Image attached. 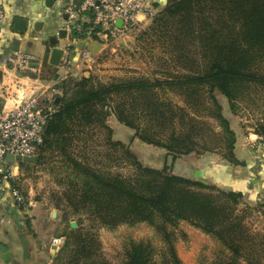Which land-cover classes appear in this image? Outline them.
Segmentation results:
<instances>
[{"label": "trees", "instance_id": "trees-1", "mask_svg": "<svg viewBox=\"0 0 264 264\" xmlns=\"http://www.w3.org/2000/svg\"><path fill=\"white\" fill-rule=\"evenodd\" d=\"M89 17L83 27L98 30ZM128 36L134 38L133 50L127 43L119 46L131 57L137 52L156 61L152 75L100 82L89 74L58 82L63 94L51 101L54 111L44 125L36 162L18 163L20 169L48 167L59 187L55 207L65 219L78 220L75 227L68 221L62 231L53 264H109L99 252L96 226L141 222L160 235L159 259L150 242L130 239L122 264H183L175 246L181 221L220 243L210 264H264V234L246 222L253 209L264 217V200L250 206L244 184L230 177L228 164L245 161L235 154V131L214 95L218 91L234 111L251 90H264V0H168ZM168 91L181 95L195 114L206 109V117L219 126L211 128L215 145L199 143L200 119L166 100ZM201 91L208 95L205 101ZM110 115L172 159L218 149L223 161L208 164L204 178L173 173L167 163L144 165L128 145L112 138ZM140 119L147 125L141 127ZM252 127L264 135V113ZM95 130L104 132L109 166L100 165L98 150L90 149Z\"/></svg>", "mask_w": 264, "mask_h": 264}, {"label": "rangeland", "instance_id": "rangeland-1", "mask_svg": "<svg viewBox=\"0 0 264 264\" xmlns=\"http://www.w3.org/2000/svg\"><path fill=\"white\" fill-rule=\"evenodd\" d=\"M146 23L147 21L142 23V25ZM125 41L129 46V50H133L132 45L134 38L132 36H127ZM40 47L41 48L37 56L42 62H44V64H46L47 52L44 51L43 45H40ZM95 66L96 64L94 67ZM156 66L157 62L151 60V57L148 55L140 57V55L136 52L131 57L127 51H122L118 53L117 59L115 58L113 63H109L108 67L98 68L96 66V68H94L92 66L91 69H88V71L95 77L96 80L100 82H107L115 78H124L138 75L151 76L152 70ZM81 75L82 74L80 73V76ZM30 83L31 82H29V84ZM214 95L222 106V113L226 118L229 119L231 127L241 140L242 137L247 134V128H253V124H255L264 113V90L262 89L251 90L249 94H247L245 98L237 104L234 111L231 110L227 99L223 95H221L218 91H214ZM207 96L208 95L204 91H201L202 101H205ZM163 97L170 101L172 105L179 108L184 107L186 110H189L190 115H195L197 116V119H200L197 120L199 121L198 126L200 128V137H198L200 144L215 145L218 142L216 137H214L215 139L213 138V134H211V128L218 130L219 126L215 120L206 117V109H204L203 106L200 107L199 110L197 109V113L195 114L191 109L186 108L188 106L181 95H177L168 91L167 93L163 94ZM202 120L207 122L206 124L208 125L202 123ZM107 123L112 129V138L114 140H120L128 145L130 150L137 156V158L147 166L161 168L164 163H167L171 166L173 173L191 175L192 170L195 168L201 169L200 171H203V166H205V164L222 160L218 149L213 151H204L202 153L183 154L172 159L171 156L165 153L164 149L141 141L135 135L134 129L119 123L113 115L108 117ZM147 123L148 122H146L144 119H140L139 121L141 127H144L147 125ZM176 127L178 128V125H176ZM94 134L92 147H90V149L94 148V150H98L99 157L96 155L94 156H96V160H100V165L104 164L109 166V157L105 155L106 146L104 142V132L102 130H95ZM88 153L90 156L94 154L93 153L91 155L90 150ZM18 163L19 162H17V164ZM115 165L116 163L113 167L117 168ZM234 169L235 168H233L231 171L233 172L234 176L243 174L241 171L237 172ZM128 170V168H124L122 172L128 173ZM206 174L210 176L208 170L206 171ZM18 179L21 191L27 199V202L32 203L33 206L35 203H37L40 205L43 204V206H46L47 208L58 210L54 204V194L58 192L59 187H57L53 174L49 172L48 167L42 165L34 166L28 169H20L19 167ZM207 180V182H212L210 178ZM218 186L220 188H224L221 185ZM0 199H7L9 203H13L11 197L7 196L6 194L1 196ZM249 205L254 206L255 203L253 204L250 202ZM8 207H11V205ZM59 211L62 215V220L60 221L61 225L55 229L54 235H61L68 221H74L75 226L77 225L78 221L77 218L71 215L65 219V217H63V212L61 210ZM250 212L251 213L246 215V222L250 229L253 232L264 234V217L255 209ZM88 223L89 221L83 222L84 226L86 227ZM96 232L99 252L109 264H122L124 259V249L130 239L135 241L143 240L150 242L156 250V260L159 259V254L162 247L160 235L156 233L152 227L148 226L144 222L134 225L121 224L114 228L96 226ZM176 236V251L183 264H210L219 255V252L222 248L220 243L212 236L203 233L185 221H181L178 224ZM52 261L53 258L49 264H53ZM241 264L245 263L242 262Z\"/></svg>", "mask_w": 264, "mask_h": 264}, {"label": "crops", "instance_id": "crops-1", "mask_svg": "<svg viewBox=\"0 0 264 264\" xmlns=\"http://www.w3.org/2000/svg\"><path fill=\"white\" fill-rule=\"evenodd\" d=\"M150 1L159 10L168 0ZM63 7L64 3L56 0H0V9L4 13L0 22V55H9L19 49L31 58L38 59L37 66H32L35 71L19 74L22 82L48 85L54 82L59 74H63V69L59 65L49 63V54L53 48L50 43L52 36L57 37L55 46L62 50L68 46L71 71L75 78L79 77L80 73L90 74L88 70H83L81 65L80 52L83 49H87L95 57L98 68L108 67L109 63L117 59L118 53L124 51L119 45H125V39L120 40L119 44L99 42L89 34V31L75 42H71L66 33L64 37L59 38L64 18ZM17 17L27 20L24 31L15 29L14 20ZM147 20L143 19L140 23ZM40 45H43L44 51L47 52L46 64L37 56ZM5 78L6 74L3 79ZM1 81L0 72V83ZM11 106L12 101H8L7 107ZM256 136L253 128H247V134L242 140L236 135L235 153L238 159L245 161V164H228L230 177L244 184L243 188L245 186L246 189L244 200L248 204L250 202L254 204L257 199L264 200V145L259 140H254ZM207 165L203 166V170ZM233 168L243 174L234 176L231 172ZM200 170L195 168L191 175L183 176L204 178ZM216 185L225 186L222 182H217ZM8 203L7 199H0V211L5 217V222L0 224V264H49L61 246L53 243V238L63 237L60 234L54 235L55 229L61 225L60 211L37 203L34 206L29 203L24 209L14 203H9L11 207H8Z\"/></svg>", "mask_w": 264, "mask_h": 264}, {"label": "built area", "instance_id": "built-area-1", "mask_svg": "<svg viewBox=\"0 0 264 264\" xmlns=\"http://www.w3.org/2000/svg\"><path fill=\"white\" fill-rule=\"evenodd\" d=\"M63 2L64 29L71 42H75L84 34H92L99 42L119 44L129 32L143 19H148L157 12L150 0H56ZM100 28H84L83 23L90 19ZM4 17L0 9V22ZM121 24L118 25L117 21ZM83 70L91 69L96 64L95 57L87 50L80 52ZM63 69L51 84L37 85L22 82L19 74L35 71L31 65V56L16 49L9 55H0V193L10 196L12 202L24 209L29 202L21 193L18 183L19 165L17 161L10 163L6 156H34L38 144L42 142L44 125L48 116L54 111L51 101L61 96L63 90L56 86L58 82L73 76L69 60L68 46L58 64ZM10 73V74H9ZM6 74V78H4ZM12 106L7 107V102ZM264 145V135L257 134L256 139ZM5 217L0 211V224ZM64 237L53 238L56 245L62 244Z\"/></svg>", "mask_w": 264, "mask_h": 264}, {"label": "water", "instance_id": "water-1", "mask_svg": "<svg viewBox=\"0 0 264 264\" xmlns=\"http://www.w3.org/2000/svg\"><path fill=\"white\" fill-rule=\"evenodd\" d=\"M67 18V15L64 14V19ZM117 24L120 25L121 24V21L118 20L117 21ZM26 25H27V20L26 19H23V18H15L14 20V27L15 29L17 30H20V31H24L26 29ZM65 30L64 29H61L59 31V34H58V37H64L65 36ZM50 43L51 45H53V48L51 49L50 51V54H49V63L52 64V65H58L59 63V59L63 53V50L57 46H55L57 44V37L56 36H52L50 38ZM37 61L38 59L37 58H31V65L32 66H37ZM84 76H89V73L87 72ZM36 156H24V157H21V156H13L11 154H8L6 156V161L7 162H10V163H13L15 161L17 162H36ZM2 196V193H0V197ZM55 214V211L53 212ZM70 225L72 227L75 226V222L74 221H71L70 222Z\"/></svg>", "mask_w": 264, "mask_h": 264}]
</instances>
